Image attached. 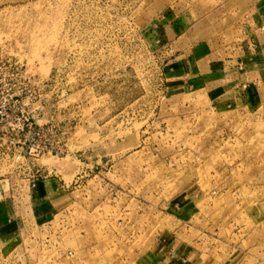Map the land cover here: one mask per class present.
Instances as JSON below:
<instances>
[{"label": "rangeland", "instance_id": "rangeland-1", "mask_svg": "<svg viewBox=\"0 0 264 264\" xmlns=\"http://www.w3.org/2000/svg\"><path fill=\"white\" fill-rule=\"evenodd\" d=\"M0 264H264V0H0Z\"/></svg>", "mask_w": 264, "mask_h": 264}, {"label": "built area", "instance_id": "built-area-1", "mask_svg": "<svg viewBox=\"0 0 264 264\" xmlns=\"http://www.w3.org/2000/svg\"><path fill=\"white\" fill-rule=\"evenodd\" d=\"M46 149L45 146H43L41 143H32L29 145H24L21 147L20 151H17V153L14 154L13 159L15 160V164L18 167H22L24 165V161L29 157V156H37L39 155L42 151ZM28 174V179L30 183H33L35 186L38 181L36 178V174L29 172Z\"/></svg>", "mask_w": 264, "mask_h": 264}, {"label": "bare ground", "instance_id": "bare-ground-1", "mask_svg": "<svg viewBox=\"0 0 264 264\" xmlns=\"http://www.w3.org/2000/svg\"><path fill=\"white\" fill-rule=\"evenodd\" d=\"M31 162L33 163V164H35V162H34V160H31ZM43 163H45L44 161H43ZM43 164H41V166H42Z\"/></svg>", "mask_w": 264, "mask_h": 264}]
</instances>
